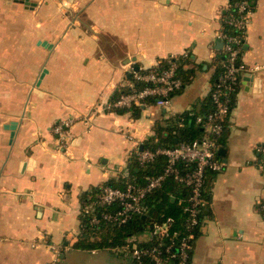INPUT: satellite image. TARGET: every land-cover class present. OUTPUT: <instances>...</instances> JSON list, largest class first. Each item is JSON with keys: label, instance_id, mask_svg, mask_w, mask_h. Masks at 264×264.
Masks as SVG:
<instances>
[{"label": "crops", "instance_id": "crops-1", "mask_svg": "<svg viewBox=\"0 0 264 264\" xmlns=\"http://www.w3.org/2000/svg\"><path fill=\"white\" fill-rule=\"evenodd\" d=\"M241 75L190 264H264V0H251ZM233 0H0V264H133L83 231V208L207 99ZM188 56L171 106L104 110L134 70ZM72 119L67 143L54 126ZM170 133V134H169ZM177 137L175 136V141ZM97 189V190H96ZM141 241L148 234L139 236ZM139 239V238H138Z\"/></svg>", "mask_w": 264, "mask_h": 264}, {"label": "built area", "instance_id": "built-area-1", "mask_svg": "<svg viewBox=\"0 0 264 264\" xmlns=\"http://www.w3.org/2000/svg\"><path fill=\"white\" fill-rule=\"evenodd\" d=\"M235 13L236 15L231 14L224 19L235 29V33L220 34L224 43V71L210 93L216 108L206 115L197 117V123L204 129L203 135L192 142H180L175 146H158L156 149L138 151L137 159L145 167L159 157H164L166 164L163 170L158 174L146 175L143 184L127 180L123 187L105 185L95 199L83 208V214L89 216V223L92 226L103 223L120 226L135 216L146 215L150 211L146 202L147 197L160 189L168 178L173 177L177 183L189 189L188 197L179 200L186 202L185 211L188 213L183 232L173 229L175 219L168 216L162 221L151 224L150 232L147 233L151 239L157 241L167 239L166 245L163 246L160 242L153 247H142L134 239L112 248L115 252L130 255L137 264H146L143 261L145 257L154 264L190 263L196 239L195 229L201 224L202 214L209 206L206 184L210 174L221 171L224 165L219 157L220 147L216 137L226 127V118L232 109L231 96L236 92L241 75L249 70L242 60V46L254 14L251 0H237ZM187 56L188 53H185L184 59ZM180 65L178 57H172L169 59V65L162 70L145 72L134 70L135 80L130 84V90L121 92L104 107V110L133 109L150 103V100H154L158 106L169 108L173 95L185 84L183 78L177 74ZM138 82L142 85H138ZM72 124V119H65L54 126V132L62 147L67 143V130ZM179 125L183 126V123ZM258 151L260 165L264 170V143L259 145Z\"/></svg>", "mask_w": 264, "mask_h": 264}, {"label": "trees", "instance_id": "trees-1", "mask_svg": "<svg viewBox=\"0 0 264 264\" xmlns=\"http://www.w3.org/2000/svg\"><path fill=\"white\" fill-rule=\"evenodd\" d=\"M236 1L237 0H233V2ZM231 14L236 15L235 8L228 15L230 16ZM223 33L234 34L235 29L224 21ZM178 62H181V65L177 69V74L183 78L186 84L187 82H189L192 72L190 71V69H187V67L184 66L187 61L184 59L183 56L178 57ZM223 63L219 67L217 73V75L219 76L224 71ZM168 65L169 60H163L158 70H162ZM137 71L145 72L150 70L139 69ZM219 76L217 77L219 78ZM217 79L215 83L217 82ZM137 84L142 85V83L140 82H138ZM235 95L236 94L233 93L231 96V105H233L235 101ZM150 102H154V100H150ZM215 108L216 107L212 101V97L211 95H209V97L205 99L200 106L195 107V109H193L191 112H186L182 115L175 116L169 120L168 129L170 133L174 132V135L172 133L171 135L163 138L162 136H160L161 134L158 133L157 137H154L149 140V142L144 146V149H156V147L158 146H175L180 142H192L195 139L200 138L204 133V129L200 124L197 123V117L198 115H206L214 111ZM180 123H183V126H180ZM226 130L227 126L225 127L223 132L216 137L219 147H221L225 143L224 134ZM175 136L178 139L177 143L175 141ZM165 164L166 159L161 156L154 162L149 164L147 167H145L140 164L137 159V155L133 156L129 162L128 174L125 179H123L124 183L122 184V186L119 187H123L127 180H134L136 181V183L143 184L145 181L144 177L146 175L160 173L163 170ZM188 194V188L183 187L181 184L177 183L173 179V177H170L164 182L163 186L160 189L156 190L154 193L147 197L146 202L150 208V211L146 215L135 216L134 218L130 219L126 224L120 226L108 223H103L99 226H92L89 223V216L83 214V231L85 232V234H89L90 236H94V234L98 232H105L107 237L101 239L100 241H97V245H99V247H105L109 249H112L116 246H121L124 243H127L128 241L134 239H136L139 242V245L142 247H153L155 245H158L160 242L164 246L168 243L167 239L157 241L149 237L147 241H141L139 236L145 233H149L151 224H153L155 221H162L165 217L168 216H171L175 219L173 229L180 230L183 232L185 230L188 213L185 211L186 202H180L179 200L186 199L188 197ZM95 197L91 200L95 199ZM91 200L87 199L85 202L88 203ZM200 225L195 229L196 237L200 232ZM174 250L175 247L173 248V251ZM143 261L146 264H154L148 257H145ZM132 263L137 264V261L132 259Z\"/></svg>", "mask_w": 264, "mask_h": 264}, {"label": "water", "instance_id": "water-1", "mask_svg": "<svg viewBox=\"0 0 264 264\" xmlns=\"http://www.w3.org/2000/svg\"><path fill=\"white\" fill-rule=\"evenodd\" d=\"M177 142H178V139H176V143H177ZM223 151H224L223 148H220V149H219V153H220V154H223V153H224Z\"/></svg>", "mask_w": 264, "mask_h": 264}]
</instances>
